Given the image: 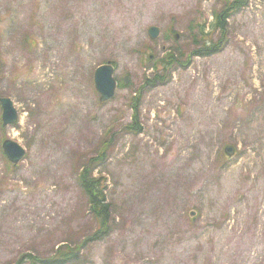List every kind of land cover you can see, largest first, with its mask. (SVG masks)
<instances>
[{
    "label": "rangeland",
    "instance_id": "374dc122",
    "mask_svg": "<svg viewBox=\"0 0 264 264\" xmlns=\"http://www.w3.org/2000/svg\"><path fill=\"white\" fill-rule=\"evenodd\" d=\"M225 2L0 0V98L18 112L4 126L0 102V264H264V0L222 33ZM108 61L120 86L101 103ZM86 168L111 206L102 233Z\"/></svg>",
    "mask_w": 264,
    "mask_h": 264
},
{
    "label": "trees",
    "instance_id": "16d2710c",
    "mask_svg": "<svg viewBox=\"0 0 264 264\" xmlns=\"http://www.w3.org/2000/svg\"><path fill=\"white\" fill-rule=\"evenodd\" d=\"M248 0H226L225 2V9L222 12H219L216 14V24L213 27L218 28L222 33H225L227 31V22L230 18L231 14L233 15L236 13L235 10H238V12L247 4ZM200 26V25H199ZM206 25L201 24V31L202 33L205 31ZM220 41L213 42L210 47H207L206 45L203 46V48L200 46V50L197 52L198 56L206 57V56H212L220 52L221 50ZM175 61V60H172ZM163 62H166V60H163ZM257 106L260 107L258 104ZM255 106L252 108V113L248 114L249 116H254L252 119H256L255 121H251V124L246 125L245 133H257V129H254V125H257L260 127V124H262V120L258 117H255L254 111ZM263 113H260V116H262ZM251 119V120H252ZM249 122V120H248ZM134 131H137L140 133V129H135ZM242 154V153H241ZM102 159V158H100ZM81 184L83 187V191L88 197L89 200V210L90 213L95 217V219L99 220L101 231L100 233L105 230L109 224L110 220V214H111V206L109 203H107V200L105 199V195L103 194V186H102V179L99 177L94 178V174L89 172V170L86 168L81 173ZM103 229V230H102ZM69 250V251H68ZM72 257V251L70 249H64L60 251V255L54 257L53 259L47 260L43 262L44 264H63L67 261H69Z\"/></svg>",
    "mask_w": 264,
    "mask_h": 264
},
{
    "label": "water",
    "instance_id": "95a60500",
    "mask_svg": "<svg viewBox=\"0 0 264 264\" xmlns=\"http://www.w3.org/2000/svg\"><path fill=\"white\" fill-rule=\"evenodd\" d=\"M149 35L152 39H157L161 31L156 27H150ZM178 38V35L175 36ZM152 55H150V58ZM149 58V59H150ZM115 67L112 63L104 64L95 72V86L97 91L100 93V101L102 103L108 102L115 96L117 82L114 78ZM129 82V78L125 77L124 84L127 85ZM0 102L3 108V123L5 126L14 123L18 119V113L13 105V102L9 98H0ZM4 150L9 159L16 165L18 164L25 156V150L17 143L6 140L4 142ZM226 152L228 155L234 154V148L232 146H228L226 148Z\"/></svg>",
    "mask_w": 264,
    "mask_h": 264
}]
</instances>
